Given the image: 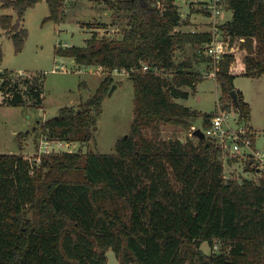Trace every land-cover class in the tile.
I'll list each match as a JSON object with an SVG mask.
<instances>
[{"label":"trees","instance_id":"trees-1","mask_svg":"<svg viewBox=\"0 0 264 264\" xmlns=\"http://www.w3.org/2000/svg\"><path fill=\"white\" fill-rule=\"evenodd\" d=\"M0 2L17 14L16 22L11 15L0 19L17 52L28 37L21 24L30 8L46 2L48 20L58 22L65 15V0ZM221 4L233 16L220 28L245 54L244 69L237 72L232 71L234 55L221 60L218 107L234 109L240 122L249 125L251 106L235 80L264 76V0ZM108 8L128 21L120 39L96 33L84 47L56 49V54L80 67L128 72L134 89L130 133L117 142L113 154L52 153L40 163L20 154L0 155V264H107L109 249L121 264H264V173L246 164L257 181H225L222 154L210 140L160 137L162 124L191 129L202 118L201 129L206 130L217 116L178 103L206 79L196 64L211 70L202 50L211 34L181 32L176 0H116ZM189 46L194 57L178 61L176 52L184 53ZM115 84L114 76L107 75L80 108H62L43 122L42 141H90L91 128ZM0 92L4 105H44L41 77L0 71ZM150 130L155 132L152 137L147 135ZM204 243L211 254L202 251Z\"/></svg>","mask_w":264,"mask_h":264},{"label":"rangeland","instance_id":"rangeland-1","mask_svg":"<svg viewBox=\"0 0 264 264\" xmlns=\"http://www.w3.org/2000/svg\"><path fill=\"white\" fill-rule=\"evenodd\" d=\"M116 0H65L64 18L58 22L48 20L50 9L46 2H40L30 8L21 24V28L27 30L28 37L24 48L17 52L14 41L7 35L0 24V50L2 61L0 71L9 70L27 77H41L44 80V105L42 108L33 107L27 103L24 107H11L3 104L0 94V155L20 154L40 163L43 156L63 152H94L99 154L115 153V146L119 140L128 136L134 118V89L133 83L126 76L115 75L116 84L108 93L103 104V113L96 126L91 128L92 138L85 144L73 142L64 143V147L51 145L50 153H43L41 125L46 120L59 114L62 108L69 107L77 110L96 93L100 83L106 77L101 75L96 68L80 67L71 58H65L56 54V49L66 47H84L86 41L93 34L109 39H120L128 21L116 11H111L108 4ZM213 0H176L182 21L188 20L189 24L181 26L179 30L195 31L197 33L210 30L209 15L203 11ZM222 15L218 22L222 25L224 18H230V13L222 4ZM3 15H11L14 21L17 14L13 9H3L0 2V19ZM209 21V25L201 22ZM106 26L105 28H99ZM203 50V49H202ZM193 49L176 52L178 61L193 58ZM244 54L240 56L239 64ZM199 83L196 93H191L187 100H178V103L196 110L200 113H219V98L221 89L216 80L205 77ZM114 86H116L115 89ZM235 87L241 91L245 100L251 106L250 126L257 133V148L264 150V76L250 78L239 76L235 80ZM192 92L189 87L184 88ZM111 92V94H110ZM3 104V105H2ZM233 110V109H232ZM231 110V111H232ZM232 119L236 118L232 114ZM202 118L192 123L191 129L181 125L162 124L159 128L162 140L185 142L188 138H194L195 130L202 128ZM234 122H232L231 125ZM202 130V129H201ZM18 134H22L20 138ZM155 134L150 130L147 135ZM227 168V174L239 180L250 179L257 181L255 172L247 171L245 161L237 160ZM202 251L211 254L212 249L207 243L202 245ZM107 264H121L112 249L107 251Z\"/></svg>","mask_w":264,"mask_h":264},{"label":"built area","instance_id":"built-area-1","mask_svg":"<svg viewBox=\"0 0 264 264\" xmlns=\"http://www.w3.org/2000/svg\"><path fill=\"white\" fill-rule=\"evenodd\" d=\"M206 7L209 12V33L211 34V39L202 49L203 54L210 59L211 70L205 73L204 76L216 80L219 64L226 55H234L236 58L232 67L233 72L243 70V60H241V64L238 62L240 56L245 52L237 44L232 43L229 37L226 38L220 28L221 24H219L218 20L223 12L221 0H213ZM90 68L92 69V67ZM143 69L145 71L148 70V66H144ZM96 70L101 75L106 76L109 74L113 76L128 75L126 70L109 72V70L103 67H98ZM232 114L236 118L232 119ZM232 122H234V125H231ZM202 131L205 134V138L210 140L222 154L225 168L223 179L225 181L232 179L231 174H227L226 170L232 164L237 163V160L245 161L246 164H249L250 168L256 169L257 174L264 173V150H259L253 144V140L257 138V133L250 125L240 122L239 115L234 109L227 112L219 108V113L212 118L209 128ZM53 144L59 145L60 148L64 147V143L61 141L50 142L46 140L42 144L43 153H50L49 149Z\"/></svg>","mask_w":264,"mask_h":264},{"label":"crops","instance_id":"crops-1","mask_svg":"<svg viewBox=\"0 0 264 264\" xmlns=\"http://www.w3.org/2000/svg\"><path fill=\"white\" fill-rule=\"evenodd\" d=\"M226 13H230V18H227V17H225L224 18V22H222V24H224V23H226V22H228V21H230L231 19H232V16H233V13L231 12V11H226ZM183 22V21H182ZM186 23L187 24H189V22H188V20H186V22H183V26H186ZM209 23V21H207V17H206V19H205V21H203V22H201V24H203V25H205V28H207V26L209 25L208 24ZM183 32H185V33H191V31H183ZM192 32H195V31H192ZM201 32H208V31H206V29L205 30H202ZM196 67L197 68H199V70L203 73V74H205V73H207L208 71H210V68L208 67V65L207 64H203V63H198V64H196ZM0 94L2 95V93L0 92ZM2 98H3V95H2ZM3 100H4V98H3ZM246 101V100H245ZM247 102V101H246ZM248 103V102H247ZM0 105H1V103H0ZM3 105V104H2ZM253 129V128H252ZM254 130V129H253ZM255 131V130H254ZM256 132V131H255ZM256 147H257V138H256Z\"/></svg>","mask_w":264,"mask_h":264},{"label":"water","instance_id":"water-1","mask_svg":"<svg viewBox=\"0 0 264 264\" xmlns=\"http://www.w3.org/2000/svg\"><path fill=\"white\" fill-rule=\"evenodd\" d=\"M115 88H116V86H114L113 89H115ZM110 94H111V92H110ZM231 96L233 98L235 106L239 107V99H238L237 91L231 92ZM193 136L199 138L200 140L206 139L205 134L203 133V131L201 129L195 130V132L193 133ZM126 137H128V136H126Z\"/></svg>","mask_w":264,"mask_h":264}]
</instances>
